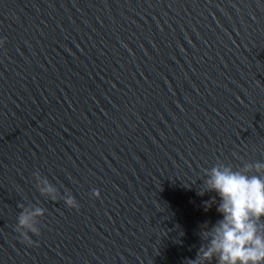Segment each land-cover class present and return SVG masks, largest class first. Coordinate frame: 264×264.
<instances>
[{
    "label": "water",
    "instance_id": "1",
    "mask_svg": "<svg viewBox=\"0 0 264 264\" xmlns=\"http://www.w3.org/2000/svg\"><path fill=\"white\" fill-rule=\"evenodd\" d=\"M257 163L264 0H0V264H189Z\"/></svg>",
    "mask_w": 264,
    "mask_h": 264
},
{
    "label": "clouds",
    "instance_id": "2",
    "mask_svg": "<svg viewBox=\"0 0 264 264\" xmlns=\"http://www.w3.org/2000/svg\"><path fill=\"white\" fill-rule=\"evenodd\" d=\"M264 171V164L247 165L244 171H234L221 165L211 169L206 180V190L199 195L214 192L219 197L205 202L206 208L216 205L222 219L205 231L203 239L208 241L202 246L194 260L189 264H264V178L252 175ZM51 191V189H49ZM70 208H78L73 200H68ZM42 216L43 211L36 209L32 215L21 213L17 231L28 243V233L39 234L33 224V216ZM26 230V231H25Z\"/></svg>",
    "mask_w": 264,
    "mask_h": 264
}]
</instances>
